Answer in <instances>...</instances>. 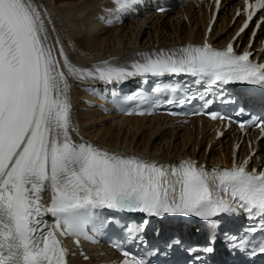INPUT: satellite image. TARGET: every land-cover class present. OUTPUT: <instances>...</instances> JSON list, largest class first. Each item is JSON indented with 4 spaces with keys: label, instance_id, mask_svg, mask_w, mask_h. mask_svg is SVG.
Masks as SVG:
<instances>
[{
    "label": "snow or ice",
    "instance_id": "1",
    "mask_svg": "<svg viewBox=\"0 0 264 264\" xmlns=\"http://www.w3.org/2000/svg\"><path fill=\"white\" fill-rule=\"evenodd\" d=\"M106 2L115 7L105 8L109 18L99 19L111 25L143 0ZM219 4L216 0L217 8ZM258 13H264V0H244L245 22L223 49L205 40L199 46L138 52L130 62L111 58L85 67L69 59L58 35L53 42L49 26L51 33L56 29L45 7L35 0H0V264H67L63 241L68 238L78 246L81 240L96 244L107 238L122 255L118 264H154L167 254L166 249L184 247L179 239L166 242L163 248L150 245L143 235L147 219L137 225L120 216H107L105 210L147 217L180 214L204 221L208 244L185 248L193 258L189 264H204L201 253L215 251L219 217L244 215L249 223L239 234L225 232L223 242L231 253L246 257L248 264L264 255V170H249L250 157L237 163L239 145L233 150L231 167L211 170L192 159L162 164L110 152L83 137L79 142L73 138L79 130L73 125L71 104L73 84L120 85L134 77L183 74L204 87L199 96L203 110L193 115L230 120L204 111L213 103L207 97L212 89L222 92L235 82L264 87V63L253 62L247 49L242 54L234 51L235 39ZM165 91L177 93L179 89L156 87L152 96L127 97L117 108L127 115H151L161 106L158 94ZM91 94H96L94 88ZM193 98H169L167 104H184ZM132 100L138 103L129 109L126 105ZM141 104H151V108L141 111ZM243 112L240 108L238 114ZM237 123L241 130L259 127L264 136V118L253 116ZM49 215L52 224L46 220ZM133 247L142 251L128 250Z\"/></svg>",
    "mask_w": 264,
    "mask_h": 264
},
{
    "label": "bare ground",
    "instance_id": "2",
    "mask_svg": "<svg viewBox=\"0 0 264 264\" xmlns=\"http://www.w3.org/2000/svg\"><path fill=\"white\" fill-rule=\"evenodd\" d=\"M37 5H42L51 14L54 21L55 33H51V26H49L51 38L55 42L57 35L63 45L69 59L80 66H90L95 63L100 57L113 56L118 52H127L132 55L135 54V49L142 47L149 43V40L156 38V34L149 39V34L146 40L140 41L146 34V29L143 27H153L154 32L157 29L164 33L165 27L163 25L158 28V25L150 24L145 26L143 22H137L125 25L119 28H109L103 30H96L98 33L91 34L87 32V27L81 29L83 22H89L88 14L95 11L97 0H35ZM86 8L87 13H84ZM226 20V17H220ZM167 21V20H166ZM203 18L198 21L197 28L192 29L191 32L187 30L181 31L182 37H175L176 39L187 38V36H200L202 29L200 28ZM77 22V24H76ZM90 26L95 29V25L90 23ZM167 26V24H166ZM178 27L176 28L177 33ZM175 33V34H176ZM184 36V37H183ZM141 37V38H140ZM172 38H170L171 40ZM74 41L78 46L77 49H71L68 43ZM168 42L163 41V43ZM125 57L117 58L118 61L125 60ZM75 84L71 90V96L78 94ZM163 116L156 117H123L118 120H110L109 118L97 114L96 112H77V127L81 133L89 138L96 140L101 144L111 145L113 147H126L128 149L134 148L136 150L147 153L148 151L159 152L160 155H173L179 153H194L193 146H187L183 135L178 136L177 142L174 140L170 142L169 139L161 141L164 137L163 130L159 120ZM96 123V125H94ZM159 131V132H158ZM161 134V138L154 136ZM163 146L160 148V145ZM172 144V147L170 145ZM198 157V156H197ZM79 263L85 264L78 260Z\"/></svg>",
    "mask_w": 264,
    "mask_h": 264
},
{
    "label": "rangeland",
    "instance_id": "3",
    "mask_svg": "<svg viewBox=\"0 0 264 264\" xmlns=\"http://www.w3.org/2000/svg\"><path fill=\"white\" fill-rule=\"evenodd\" d=\"M165 23L167 24V22H165ZM166 24H164V27L166 26ZM150 28H152V29H150ZM167 28H169V26H168ZM167 28H166V29H167ZM151 30H153V27H149V28L146 29V31H145L146 34H145L144 36H142L143 39H144V38L147 39L148 34H149V37H154V36H153L154 33L157 35V33L154 32V30H153V31H151ZM167 32L170 34V30H169V29L167 30ZM146 36H147V37H146ZM146 39H145V40H146ZM149 43H150V40H149ZM147 44H148V42H147Z\"/></svg>",
    "mask_w": 264,
    "mask_h": 264
}]
</instances>
